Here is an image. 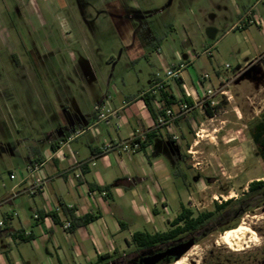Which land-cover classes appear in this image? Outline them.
<instances>
[{"label": "rangeland", "instance_id": "obj_1", "mask_svg": "<svg viewBox=\"0 0 264 264\" xmlns=\"http://www.w3.org/2000/svg\"><path fill=\"white\" fill-rule=\"evenodd\" d=\"M232 1L0 0V195L16 182L10 175H22V157L33 147L46 146L51 133L59 128L65 118L64 105L69 106L68 115H73L75 108L89 114L96 96H104L113 84L125 95H137L146 88L152 73L161 74L160 57L170 66L175 63V52L187 49L204 63L202 67L194 64L192 71L207 72L212 78L215 70L222 75L234 74L243 63L238 64L231 48L234 41H243L238 30L223 35L226 26L236 20L230 12ZM117 3L123 5L147 55L135 62L132 55L137 49L126 52L123 48L124 37L130 32L126 21L115 24L106 11ZM207 8L221 26L213 32L214 37L201 29ZM157 41L163 43V49L155 58L152 45ZM187 72H183L185 77ZM230 93L234 101L224 104L225 112L216 121L204 125L198 150L183 159L180 169L187 178L171 174L167 199L172 210H180L182 202L189 204L194 216L213 211L214 202L242 198L249 181H264V94H247L240 99L232 84ZM220 119L230 123L217 127L224 124ZM216 127L218 136L211 133ZM159 213L165 216L160 204ZM233 226L250 229L256 241L239 251L219 243V237L232 228L225 229ZM202 232L207 235L202 237ZM191 235L198 239L193 246L197 252L186 264H264V202L246 211L232 208L216 214Z\"/></svg>", "mask_w": 264, "mask_h": 264}, {"label": "crops", "instance_id": "obj_2", "mask_svg": "<svg viewBox=\"0 0 264 264\" xmlns=\"http://www.w3.org/2000/svg\"><path fill=\"white\" fill-rule=\"evenodd\" d=\"M106 11L115 24L126 21L130 31L127 36H131L124 37L123 48L126 52L133 47L137 49L136 55H132L133 62L146 57L123 5L117 3ZM230 12L236 20L226 26L223 35L240 32L243 42L234 41L231 53L243 65L230 76L215 70L214 77L209 76V83L199 82L201 72L190 69L196 63L203 66L199 56L188 49L185 53L175 52L172 66L180 59L187 67L181 73V80L167 81L165 90L176 102L184 98L192 107L170 126L155 127L154 113L151 114L140 98L153 85L154 73L147 78L146 88L137 95H125L113 84L104 96H96L89 114L75 108L73 115H68L69 106H63L65 118L59 128L51 133L46 146L33 147L22 157L25 162L22 175L19 178L13 175L16 182L0 195L3 222L0 264H87L96 262L102 255L108 256L110 264L113 258L122 260L130 254L129 258L132 257L136 249L131 238L135 232L153 234L169 230V223L179 213L168 204L171 174L187 178L180 169L181 163L198 150L199 132L205 130L204 125L216 121L225 112L224 104L234 101L230 85L240 99L247 94L251 97L264 94V0H233ZM204 15L206 20L202 21L201 29L210 33L221 29L208 8ZM152 46L156 58L163 43L157 41ZM160 63L162 67V60ZM206 85L215 91L213 106L200 101ZM107 107L111 112H105L106 119L99 120L97 111H105ZM219 121L224 124L217 127L230 123L225 119ZM236 121H241L240 116ZM217 127L211 132L214 136L219 135ZM152 129L156 137L141 150L130 153L101 150L109 143L128 139L137 131ZM34 166H38L35 174L44 177L46 182L42 192L28 196L27 169ZM190 197L188 193L187 199ZM159 204L164 217L159 213ZM181 205L190 207L180 202ZM34 214L38 219H33ZM85 215L95 217L86 224H78ZM69 219L72 226L64 229L63 223Z\"/></svg>", "mask_w": 264, "mask_h": 264}, {"label": "built area", "instance_id": "obj_3", "mask_svg": "<svg viewBox=\"0 0 264 264\" xmlns=\"http://www.w3.org/2000/svg\"><path fill=\"white\" fill-rule=\"evenodd\" d=\"M160 52H157L160 57ZM208 56H211L210 52H207ZM162 60V71L161 74L156 72L153 77V85L144 92L149 99L150 106L152 111L156 117L155 119V127L162 126H170L175 120H177L180 116H183L188 111L191 110V105L184 99L180 98L177 102H171V95L165 90V85L169 79L173 81L181 80V73L187 67L185 63H182L180 59L179 63L176 65H168L169 62L166 59ZM210 77L208 73H203L200 75L199 82L209 83ZM198 82V83H199ZM214 89L206 85L204 91L201 94V103L209 104L210 106L214 105L212 101V97L214 96ZM143 93V94H144ZM219 94L224 95V92L219 91ZM110 113V109L107 107L106 110L99 109L97 111V117L99 120H105L106 114ZM149 130L145 131H137L133 133L128 139L120 142L109 143L102 147V151L111 152L117 151L121 153H130L141 150L142 144L146 140V134ZM173 140H176V137L173 136ZM36 170H38V166L29 167L27 169L28 176L26 180L28 181V189L26 191V195L33 196L37 193L42 192L46 179L35 174ZM77 176H80L79 174ZM14 176L10 175V179H13ZM102 195H105V192H102ZM55 210H59L56 207ZM33 219H38V215L34 214ZM3 227V222L0 220V228ZM64 229H68L70 227L69 221H64L63 226Z\"/></svg>", "mask_w": 264, "mask_h": 264}, {"label": "trees", "instance_id": "obj_4", "mask_svg": "<svg viewBox=\"0 0 264 264\" xmlns=\"http://www.w3.org/2000/svg\"><path fill=\"white\" fill-rule=\"evenodd\" d=\"M140 98L144 101L147 109L152 114V108L149 103L148 96L144 93L140 96ZM175 100L171 96V102ZM188 101V100H187ZM189 103V101H188ZM208 111V108H206ZM155 130H150L146 134V140L142 144L141 148L149 145L154 137H156ZM262 135V134H261ZM170 141H173L171 138H167ZM52 143L51 145H53ZM264 202V181L261 180H252L247 185V192L242 194V198L232 200L228 199L223 202L217 203L214 202V210L213 211H204L199 212L195 216L192 210L180 206L179 213L177 216L169 223V230L165 232H156L153 234L147 232H135L132 235L131 242L134 245L136 250H133L132 257L122 258V260L113 259L110 264H138V259L140 257L141 251L144 250H153L154 248L161 247L164 245L171 244L173 242H177L178 238L183 235H191L196 231L207 225L216 214H225V212H229L232 208L239 210L242 208L243 211H246L251 208L253 205H257L259 203ZM95 216L85 215L80 220H78V224L83 225L94 219ZM70 227L72 226V221L69 219ZM235 229V226L226 228L227 229ZM108 259V256L102 255L98 257L97 261L94 263L87 264H103L105 260ZM109 261V260H108Z\"/></svg>", "mask_w": 264, "mask_h": 264}, {"label": "bare ground", "instance_id": "obj_5", "mask_svg": "<svg viewBox=\"0 0 264 264\" xmlns=\"http://www.w3.org/2000/svg\"><path fill=\"white\" fill-rule=\"evenodd\" d=\"M255 235L253 231L248 228L239 227L235 229H231L223 233L218 242L226 245L233 251L242 250L245 247H248L249 244L255 242ZM197 249L195 247L188 250L178 261H175L173 264H186L188 258L193 255Z\"/></svg>", "mask_w": 264, "mask_h": 264}, {"label": "water", "instance_id": "obj_6", "mask_svg": "<svg viewBox=\"0 0 264 264\" xmlns=\"http://www.w3.org/2000/svg\"><path fill=\"white\" fill-rule=\"evenodd\" d=\"M197 240L198 239L195 236H192L189 239L171 245L162 251L141 256L138 259V264H160L168 258H172L173 262H175L192 248Z\"/></svg>", "mask_w": 264, "mask_h": 264}, {"label": "flooded vegetation", "instance_id": "obj_7", "mask_svg": "<svg viewBox=\"0 0 264 264\" xmlns=\"http://www.w3.org/2000/svg\"><path fill=\"white\" fill-rule=\"evenodd\" d=\"M240 211L242 210V208H240L239 209ZM226 213V212H225ZM238 212H236V214H237ZM235 214V215H236ZM203 234H202V237H204V236H206L207 235V233L206 232H202ZM193 235H190L188 238H186V239H183V240H181V241H185V240H187V239H189L190 237H192ZM196 237V236H195ZM197 238V237H196ZM181 241H177V242H175L174 244H176V243H178V242H181ZM173 244V245H174ZM171 246V245H170ZM169 247V246H168ZM167 247H165V248H162V249H158L157 251H155V252H158V251H162V250H164V249H166ZM154 253V252H153ZM171 262H173V260H172V258H168V259H166L165 261H163V262H161L160 264H170ZM224 264H227V263H224ZM232 264H241V263H238V262H234V263H232Z\"/></svg>", "mask_w": 264, "mask_h": 264}]
</instances>
